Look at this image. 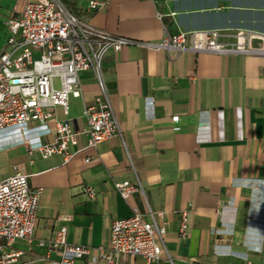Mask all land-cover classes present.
Returning <instances> with one entry per match:
<instances>
[{"label": "crops", "instance_id": "1", "mask_svg": "<svg viewBox=\"0 0 264 264\" xmlns=\"http://www.w3.org/2000/svg\"><path fill=\"white\" fill-rule=\"evenodd\" d=\"M88 1L69 0L67 7L94 26L137 40L209 27L264 32V0H108L93 9ZM102 65L122 136L64 160L28 154L16 126L0 130V179L21 170L30 187L43 188L32 236L3 249L19 251L8 264L59 259L52 238L61 225L68 241L89 246L74 264H104L99 246L108 243L113 219L130 215L133 206L144 212L146 200L166 220L160 258L149 264H264V54L166 52L128 43L108 51ZM79 76L80 95L70 96L69 113L54 108L75 127L84 125L83 108L97 93L90 70ZM48 123L54 127L53 118ZM16 144L22 154L9 161ZM136 178L145 197L134 191L122 198L114 183ZM182 210L188 212L185 236ZM118 262L147 264L132 254Z\"/></svg>", "mask_w": 264, "mask_h": 264}, {"label": "built area", "instance_id": "2", "mask_svg": "<svg viewBox=\"0 0 264 264\" xmlns=\"http://www.w3.org/2000/svg\"><path fill=\"white\" fill-rule=\"evenodd\" d=\"M107 3L108 0H89L87 8ZM3 23L8 36L0 51V130L16 126L19 142L25 145L28 154L37 152L41 157L60 154L64 160L111 135L122 136L103 72V59L108 51L118 52L125 44L140 43L166 52L264 54L262 31L238 27L226 32L209 27L165 32L159 40H137L90 24L62 0H26L19 11L6 17ZM222 36L231 38L222 39ZM84 70L92 72L97 93L83 108L84 125L75 127L71 119L57 118L54 108L60 106L64 115L69 113V98L80 95L79 75ZM50 118L54 119L53 128L48 123ZM171 119L178 120V115L173 114ZM47 133H52V138L42 140L41 136ZM81 135L85 136L83 144H79ZM114 186L122 198L134 191L145 197L138 178L118 180ZM42 189V186L30 187L27 173L21 170L0 179L2 250L19 238L32 236ZM83 189L89 195L95 194L92 186ZM187 228L188 212L182 210L180 235L185 236ZM165 230L163 210H154L147 200L144 212L133 206L130 215L113 219L108 243L99 246L104 264H119L118 257L126 254L141 256L147 264L157 262L164 247ZM52 243L59 247L61 256L46 264H74L76 258L89 251L88 245L67 240L65 225L55 230ZM17 254L19 251L3 250L0 264H8ZM244 264L252 262L247 260Z\"/></svg>", "mask_w": 264, "mask_h": 264}, {"label": "rangeland", "instance_id": "3", "mask_svg": "<svg viewBox=\"0 0 264 264\" xmlns=\"http://www.w3.org/2000/svg\"><path fill=\"white\" fill-rule=\"evenodd\" d=\"M24 1L25 0H0V51L3 50L8 36V31L4 26L3 21L6 17L13 15L15 11H19ZM62 1L66 6L69 5V0ZM14 146L16 147L11 148L8 152V154L11 156L9 161H17V159H19L20 155L22 154V146L20 144H16Z\"/></svg>", "mask_w": 264, "mask_h": 264}]
</instances>
